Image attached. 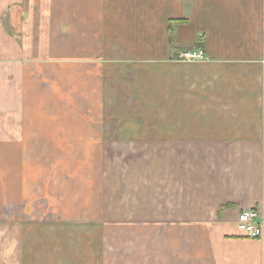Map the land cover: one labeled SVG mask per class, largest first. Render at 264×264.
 Here are the masks:
<instances>
[{"label":"crops","instance_id":"1","mask_svg":"<svg viewBox=\"0 0 264 264\" xmlns=\"http://www.w3.org/2000/svg\"><path fill=\"white\" fill-rule=\"evenodd\" d=\"M13 1L0 0V202L19 204L27 196L31 169L37 168L35 158H47L50 148L64 149L70 136L64 125L96 123L91 105L73 107L87 109V115L65 117L64 103L57 101L62 89L46 84L41 66L32 69L27 61L32 46L41 47L46 39L40 35L33 42L27 36L34 13ZM198 3L195 19L168 21L163 42L175 49L196 47L204 55L199 70L172 72L153 65L145 78L151 79L155 101L147 108L156 110L155 117L150 124L124 119L122 125L130 128L122 129L123 139L114 145L104 141L99 155L103 162L112 151L138 159L130 188L135 201L127 210L134 214L121 220L163 223L173 231L167 259L156 264H264V0ZM41 15L63 24L60 10L54 15L43 8ZM80 15L73 12V55L86 61L101 46L100 33L92 34ZM152 27L147 33L156 57L161 27ZM161 83L168 85L166 98ZM159 109L168 110L166 119ZM147 124L155 130L152 137ZM250 208L258 209L263 221L258 239L242 237L236 228L240 211Z\"/></svg>","mask_w":264,"mask_h":264},{"label":"rangeland","instance_id":"2","mask_svg":"<svg viewBox=\"0 0 264 264\" xmlns=\"http://www.w3.org/2000/svg\"><path fill=\"white\" fill-rule=\"evenodd\" d=\"M191 1H13L34 13L27 36L33 42L40 35L46 39L42 48L39 42L32 46L33 56L27 60L32 69L38 64L46 84L53 82L62 89L63 98L57 101L64 103L65 117L87 115V109L73 107L91 105L94 108L89 112L96 125H64L70 134L62 142L64 149L50 148L47 158H35L37 168L31 169V179L27 180L25 201L0 202V264H156L167 259L169 233L173 232L168 226L121 220L134 214L127 210L135 201V189L130 188L135 185L138 159L121 157L111 150L112 157L103 162L99 150L104 141L114 145L123 139L122 131L130 128L122 125L124 119L150 124L155 117L156 110L151 113L147 108L155 101L151 79L145 78L154 66L159 64L162 69L163 64L172 72L199 70L197 62L204 55L196 47L175 49L163 42L170 19L197 17L198 0ZM43 8L54 15L62 11L64 26L42 16ZM79 11L89 22L90 32L100 33L96 37L101 46H96L97 51L86 61H77L73 55L72 17ZM151 27H161L156 57L147 33ZM90 37L93 42L95 35ZM136 39L143 45H135ZM47 53V57L38 56ZM159 88L166 98L167 83ZM157 112L161 119L167 118L168 110ZM146 127L152 137L155 130L151 125ZM88 134L95 140L88 141Z\"/></svg>","mask_w":264,"mask_h":264},{"label":"built area","instance_id":"3","mask_svg":"<svg viewBox=\"0 0 264 264\" xmlns=\"http://www.w3.org/2000/svg\"><path fill=\"white\" fill-rule=\"evenodd\" d=\"M263 221L260 219L258 209H243L237 216L236 228L245 238L258 239L262 234Z\"/></svg>","mask_w":264,"mask_h":264},{"label":"trees","instance_id":"4","mask_svg":"<svg viewBox=\"0 0 264 264\" xmlns=\"http://www.w3.org/2000/svg\"><path fill=\"white\" fill-rule=\"evenodd\" d=\"M179 21H181V22H182V21H184V20H183V19H178V22H179Z\"/></svg>","mask_w":264,"mask_h":264}]
</instances>
